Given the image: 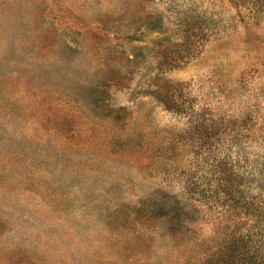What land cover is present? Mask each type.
I'll return each mask as SVG.
<instances>
[{"label":"rangeland","instance_id":"rangeland-1","mask_svg":"<svg viewBox=\"0 0 264 264\" xmlns=\"http://www.w3.org/2000/svg\"><path fill=\"white\" fill-rule=\"evenodd\" d=\"M252 201L264 0H0V264H204Z\"/></svg>","mask_w":264,"mask_h":264},{"label":"trees","instance_id":"trees-1","mask_svg":"<svg viewBox=\"0 0 264 264\" xmlns=\"http://www.w3.org/2000/svg\"><path fill=\"white\" fill-rule=\"evenodd\" d=\"M252 202L250 207H241L250 211L249 215L254 218L248 228L234 233L228 245L220 252L209 256L204 264H264V207L259 201ZM154 204L159 212V218L170 216L171 220H178L181 224L182 219L188 216L186 206L182 205L180 200L175 199L170 202L164 198L155 201Z\"/></svg>","mask_w":264,"mask_h":264}]
</instances>
